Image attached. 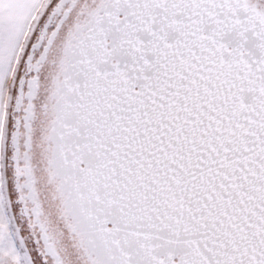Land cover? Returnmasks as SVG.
I'll list each match as a JSON object with an SVG mask.
<instances>
[{"label":"snow or ice","instance_id":"6c2138e0","mask_svg":"<svg viewBox=\"0 0 264 264\" xmlns=\"http://www.w3.org/2000/svg\"><path fill=\"white\" fill-rule=\"evenodd\" d=\"M0 264H264V0H0Z\"/></svg>","mask_w":264,"mask_h":264}]
</instances>
